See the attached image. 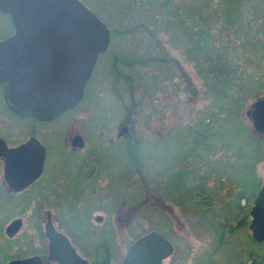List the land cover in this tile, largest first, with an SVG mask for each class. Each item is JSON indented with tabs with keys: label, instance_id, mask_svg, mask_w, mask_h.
Masks as SVG:
<instances>
[{
	"label": "rangeland",
	"instance_id": "rangeland-1",
	"mask_svg": "<svg viewBox=\"0 0 264 264\" xmlns=\"http://www.w3.org/2000/svg\"><path fill=\"white\" fill-rule=\"evenodd\" d=\"M80 1L110 31L83 100L36 122L9 112L0 89V137L16 145L34 136L47 148L43 177L13 196L0 160V264L44 254L46 209L58 229L91 233L67 234L91 264L101 243L109 264H122L151 229L175 245L162 264H248L254 249L264 264V242L248 228L264 179V133L246 114L264 95V0L215 3L232 5L226 12L239 22L213 29L217 39L199 51L197 35L132 13L133 0ZM11 32L0 14V37ZM121 123L130 132L119 139ZM76 133L80 148L70 145ZM15 217L22 227L9 240L4 228Z\"/></svg>",
	"mask_w": 264,
	"mask_h": 264
},
{
	"label": "water",
	"instance_id": "water-1",
	"mask_svg": "<svg viewBox=\"0 0 264 264\" xmlns=\"http://www.w3.org/2000/svg\"><path fill=\"white\" fill-rule=\"evenodd\" d=\"M0 11L8 13L14 24V33L0 41V83H5L6 106L39 122L51 121L72 109L83 98L98 56L108 49L107 25L80 0H0ZM246 114L254 130L264 133V95ZM127 130L123 126L119 135ZM71 144L82 147V136L76 134ZM0 157L6 183L13 191H21L41 175L46 148L34 136L13 147L0 138ZM250 216L248 228L253 239L264 241V179ZM20 226L21 219L11 221L7 235L13 236ZM46 231L51 241L50 259L59 264H89L50 220ZM173 252L172 242L151 230L133 240L122 264H162ZM6 264L40 262L31 256Z\"/></svg>",
	"mask_w": 264,
	"mask_h": 264
},
{
	"label": "trees",
	"instance_id": "trees-1",
	"mask_svg": "<svg viewBox=\"0 0 264 264\" xmlns=\"http://www.w3.org/2000/svg\"><path fill=\"white\" fill-rule=\"evenodd\" d=\"M219 1L223 0H133L135 8L134 10L131 8V11L140 15L143 19L150 18V21L154 24L174 25L175 28H180L187 35V38L192 34L197 35L198 41L194 49L199 51L212 36L217 39L219 33L212 34L213 29L217 28L219 32L223 33L225 31L227 33L230 23L239 22V18L235 17L234 14L228 15L226 12V9L232 7V5L224 7L222 4L219 8L215 7V3ZM143 19L139 21L140 25H144L145 21ZM193 22H196L194 28L190 24H193ZM173 179L171 184L175 188L176 178ZM146 232L148 231L144 233ZM100 245L101 262L108 264L110 259L108 251L104 252L102 250L104 245L102 243Z\"/></svg>",
	"mask_w": 264,
	"mask_h": 264
},
{
	"label": "flooded vegetation",
	"instance_id": "flooded-vegetation-1",
	"mask_svg": "<svg viewBox=\"0 0 264 264\" xmlns=\"http://www.w3.org/2000/svg\"><path fill=\"white\" fill-rule=\"evenodd\" d=\"M0 14L1 15H4V16H8L9 18H10V20H11V23H12V32H11V34H9L7 37H9V36H11L13 33H14V24H13V21H12V18H11V16L8 14V13H3V12H1L0 11ZM7 37H0V41L1 40H4V39H6ZM109 47V46H108ZM99 57V56H98ZM96 65V64H95ZM95 67V66H94ZM93 72V71H92ZM88 82V81H87ZM87 84V83H86ZM85 88H86V85H85ZM85 88H84V95H83V98H84V96H85ZM0 89H1V91H2V99H3V93H4V90H5V83H0ZM83 98H82V100H83ZM81 100V101H82ZM80 101V102H81ZM79 102V103H80ZM3 103H4V100H3ZM78 103V104H79ZM78 104H76L75 106H77ZM4 105H5V108L9 111V112H12L7 106H6V104L4 103ZM74 106V107H75ZM73 107V108H74ZM72 108V109H73ZM71 110V109H70ZM70 110H68V111H70ZM67 112V111H66ZM65 112V113H66ZM13 114H15L14 112H12ZM64 114V113H63ZM62 114V115H63ZM15 115H17V114H15ZM17 116H19V115H17ZM61 116V115H60ZM20 117H27V116H20ZM59 117V116H58ZM57 117V118H58ZM27 118H31V117H27ZM33 119V118H32ZM56 119V118H55ZM33 120H35V119H33ZM54 120V119H53ZM36 121V120H35ZM52 121V120H51ZM37 122V121H36ZM39 122V121H38ZM47 122H50V121H47ZM120 129L123 127V126H126L127 128H128V130L125 132V133H123V134H121V135H119L120 134V129H119V132L117 133V138H122V137H124V136H127L128 135V133L130 132V129H129V126L128 125H126V124H120ZM76 134H79V133H76ZM76 134H73L72 136H70L71 138H70V145L72 146V147H74V148H79V147H77V146H73L72 144H71V141H72V138L76 135ZM81 135V134H80ZM82 136V135H81ZM31 137H33V136H31ZM0 138H2V137H0ZM30 138V137H29ZM82 138H83V136H82ZM2 139H4V138H2ZM5 140V139H4ZM27 140V139H26ZM6 141V140H5ZM25 141V140H24ZM23 142V141H22ZM22 142H20V143H22ZM41 142V141H40ZM6 143H7V141H6ZM20 143H18V144H20ZM42 143V142H41ZM83 143H85L84 142V139H83ZM18 144H16V145H18ZM43 144V143H42ZM16 145H9L8 143H7V146L8 147H13V146H16ZM44 145V144H43ZM45 146V145H44ZM46 148V147H45ZM46 156H47V148H46ZM0 160H1V163H2V175L4 174V160H3V158L2 157H0ZM45 160H46V158H45ZM43 173H44V167H43V171H42V173H41V175L36 179V180H34L31 184H29L27 187H25L24 189H22L21 191H13L9 186H8V184L6 183V181H5V179H4V176H3V179H4V181H5V183H6V185H7V187H8V189L11 191V194H9V195H14V194H17V193H20V192H22V191H24L25 189H27L30 185H32V184H34L35 182H37L39 179H41L42 177H43ZM82 179H84V178H82ZM51 206V205H50ZM96 216H100L101 217V220H102V215H96ZM95 216V217H96ZM95 217H94V220H95ZM130 217H131V215H130ZM21 219V226H20V228H19V230L21 229V227H22V223H23V220H22V218H20V217H15V218H13L12 220H10L9 221V223L11 222V221H13V220H15V219ZM53 212H52V210H49V209H46L45 210V221H44V224H43V230L42 231H40L38 234H39V239H40V243H41V245H42V247L44 246V254L43 255H40V254H36V253H31V254H29V255H23V256H21L20 258H12V259H22V258H26V257H31V256H36L37 258H38V261L40 262V264H59L57 261H55V260H53V259H50V243H51V241H50V238L47 236V231H46V224H47V222L50 220L51 221V223H52V225H53V227L57 230V231H59V232H61L62 234H64L67 238H68V240H69V243L71 244V246L75 249V251L77 252V254L79 255V256H81L82 258H84V259H86L87 261H88V263L89 264H91V261L86 257V256H84L81 252H79V250H78V248L76 247L77 245L76 244H74L76 241H73L72 239H71V237L69 236V235H67V234H91V233H89V232H86V231H80V230H76V231H62V230H60V229H58L55 225H54V222H53ZM100 220V221H101ZM127 220V219H126ZM97 221V220H96ZM8 223V224H9ZM8 224L5 226V228H4V233H5V235H6V237L9 239V240H11V239H13V238H15V236L17 235V233L19 232V230L16 232V233H14V235L13 236H8L7 235V233H6V227L8 226ZM75 229H76V227H75ZM151 231V230H150ZM157 231V230H156ZM160 233V232H159ZM93 234H99V233H96V232H94ZM103 234H110L109 233V231H105V232H103ZM163 235V234H162ZM251 238H252V241H254V242H256V243H258V244H260V243H262V242H264V241H262V242H258V241H256L255 239H253V237H252V235H251ZM76 239V238H75ZM171 241V240H170ZM172 244H173V242H172ZM173 246H174V251H175V245L173 244ZM101 247V245L99 244V245H96L95 246V248H94V250H93V252L90 254L91 255V259H92V263L93 264H103L102 262H101V256H100V251H99V248ZM258 251H257V249H254V252L251 254L252 255V257H251V259L252 260H250V262H248V264H259L257 261H256V258L259 256V254L257 253ZM89 256V255H88ZM171 256V255H170ZM169 256V257H170ZM90 257V256H89ZM168 258V257H167ZM167 258H165V259H167ZM12 259H9V260H7L4 264H6L8 261H10V260H12ZM165 259H163V261L165 260ZM110 260V259H109ZM163 261H162V263H163ZM109 262V261H108ZM109 264V263H108Z\"/></svg>",
	"mask_w": 264,
	"mask_h": 264
}]
</instances>
